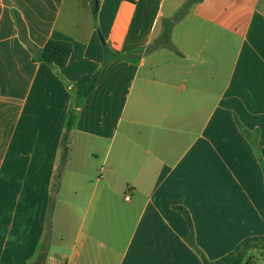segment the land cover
I'll return each instance as SVG.
<instances>
[{
  "label": "crops",
  "instance_id": "obj_1",
  "mask_svg": "<svg viewBox=\"0 0 264 264\" xmlns=\"http://www.w3.org/2000/svg\"><path fill=\"white\" fill-rule=\"evenodd\" d=\"M92 1L0 0V264H203L195 247L214 261L264 235L237 124L264 160V0H99L96 18ZM49 39L67 64L34 61Z\"/></svg>",
  "mask_w": 264,
  "mask_h": 264
},
{
  "label": "trees",
  "instance_id": "obj_2",
  "mask_svg": "<svg viewBox=\"0 0 264 264\" xmlns=\"http://www.w3.org/2000/svg\"><path fill=\"white\" fill-rule=\"evenodd\" d=\"M196 1H200V0H190L189 4L194 3ZM98 4H99V0L92 1V14L94 18H96V15H97ZM14 17L16 19V24H17L21 39L23 40L24 44L28 47L30 52L32 54H36V51H35L36 48L34 47V45H32V43L27 38L25 34V28H24V25L20 17L17 14H14ZM170 26L171 24L167 23L165 30H164V39L166 43H168L167 33H168V29ZM100 38L102 40L104 50L106 51V53L109 54V48L106 42L103 40L101 36ZM71 53H72V45L69 42L56 41V40L49 39L45 42L39 54L36 55V57L34 58V61L42 62L47 65H62L63 66L67 64ZM98 75L99 73L96 72L92 75L82 78L80 81H78L75 84L74 90H75V95L77 99H82L86 97L93 90V88L95 87L97 83ZM76 109H77V104L72 105L67 121H66V124H65V130L60 139V144H59L60 158H59V163H58V166H57V169L54 174L53 181H52V187H51V193H50L51 195L50 208L52 205L53 195L57 194V191L59 190L64 166L69 158L70 134L72 132V129L75 123ZM242 131L243 133H245L244 130ZM48 226H49V218H48ZM43 248L44 247L42 248L40 247V250H39L40 253L38 255L39 260H44L45 258V253L43 252L41 253ZM195 249L201 256L203 264H253L254 258L252 256H249L246 258V254L252 249H261L264 251V235L251 236V237H247L243 239L239 244L236 245V247L231 252L219 258L218 260H214V261L207 259L206 256L202 253V251H200L196 247Z\"/></svg>",
  "mask_w": 264,
  "mask_h": 264
},
{
  "label": "rangeland",
  "instance_id": "obj_3",
  "mask_svg": "<svg viewBox=\"0 0 264 264\" xmlns=\"http://www.w3.org/2000/svg\"><path fill=\"white\" fill-rule=\"evenodd\" d=\"M79 1L82 2L81 9H83L84 2H83V0H79ZM183 10L180 11V13H179L180 15L182 14ZM237 124H238V128L240 130V133L244 136V138L248 142V145L250 146L252 154L256 158V161L258 162V165H259V168H260V172H261V175H262V179L264 181V160H263L262 155L260 153L259 132H258V130H252L251 131V130L246 129L240 121L237 122ZM242 130H244L245 133H243ZM61 185H62V183L60 182L59 188L61 187ZM54 194H55V192H54ZM56 200H57V195L55 194V195H53V199H52V208L56 204ZM188 236H189V233H188ZM43 246H44V244L41 246V248ZM261 254L264 255V251L263 250H261V249H252L249 252H247L246 258L249 257V256L257 258V257L261 256Z\"/></svg>",
  "mask_w": 264,
  "mask_h": 264
},
{
  "label": "built area",
  "instance_id": "obj_4",
  "mask_svg": "<svg viewBox=\"0 0 264 264\" xmlns=\"http://www.w3.org/2000/svg\"><path fill=\"white\" fill-rule=\"evenodd\" d=\"M129 198L128 197H125V200H128Z\"/></svg>",
  "mask_w": 264,
  "mask_h": 264
}]
</instances>
